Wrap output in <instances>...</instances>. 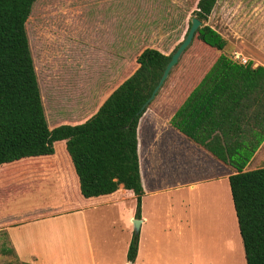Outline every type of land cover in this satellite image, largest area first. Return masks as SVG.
Wrapping results in <instances>:
<instances>
[{
	"label": "trees",
	"instance_id": "trees-1",
	"mask_svg": "<svg viewBox=\"0 0 264 264\" xmlns=\"http://www.w3.org/2000/svg\"><path fill=\"white\" fill-rule=\"evenodd\" d=\"M37 1L0 0V202L56 174L55 143L64 142L81 195L106 197L123 186L134 195L135 218L141 219L145 191L139 126L147 110L156 109L168 93L171 126L231 170L246 263L264 264V167L247 170L264 143V67L224 53L226 39L205 24L219 0L197 1L193 15L203 26L144 110L179 46L170 55L144 48L93 114L53 123L46 115L26 27ZM138 251L136 234L129 262L136 261Z\"/></svg>",
	"mask_w": 264,
	"mask_h": 264
},
{
	"label": "rangeland",
	"instance_id": "rangeland-1",
	"mask_svg": "<svg viewBox=\"0 0 264 264\" xmlns=\"http://www.w3.org/2000/svg\"><path fill=\"white\" fill-rule=\"evenodd\" d=\"M197 1L38 0L26 27L49 122L79 121L93 114L98 106L100 98L90 84L100 71L93 65L97 51L93 43L95 32L90 30L92 26H98V22L101 26L105 21H127L129 26H136L137 43L129 52V63L147 47H157L170 55L186 38ZM263 11L262 0H220L205 24L226 39V55L253 64L264 63ZM119 76L110 75V82L116 81ZM168 96V93L164 94L157 108L147 110L142 118L148 121V117L152 116L157 134L171 121L173 105ZM145 121H142L141 129L142 152L144 164L150 167L158 152L154 154L150 146L147 152L153 125ZM62 143H55V158L59 165L62 160L64 171L75 180L73 163ZM255 161L263 163H252L248 170L264 167V147ZM74 180H71V197L76 199L80 194L85 199ZM229 185V181L214 182L198 185L193 190L184 187L162 191L157 193L158 196H153L155 190L149 193L145 189L141 216L144 208L149 222L143 227V237L153 244L149 245L143 239L147 244L142 250L143 259L150 257L151 262L156 264H247ZM49 195V191L43 194ZM24 201L26 206L36 203L32 196H27ZM136 208L135 198H127L114 205L84 210L97 264L126 262L124 241H132L134 235L140 233L135 230L136 219L130 221L132 216L135 218ZM156 211L168 215L174 224L182 221V237L178 235L179 230L173 227V244L170 247L161 242L156 246L152 240V236L157 238L156 232L161 228ZM152 212H155V217ZM62 227H65V234L55 240L54 254L60 260L70 261L71 254L84 245L82 218L80 222ZM76 228L77 233L74 234ZM9 241L7 235L1 232L0 264H19ZM181 243L185 246H180ZM43 246L47 253H52L51 240L43 242ZM6 249L13 252H3ZM49 259L51 263L55 262L53 258ZM85 264H89L88 259Z\"/></svg>",
	"mask_w": 264,
	"mask_h": 264
},
{
	"label": "crops",
	"instance_id": "crops-1",
	"mask_svg": "<svg viewBox=\"0 0 264 264\" xmlns=\"http://www.w3.org/2000/svg\"><path fill=\"white\" fill-rule=\"evenodd\" d=\"M262 1L264 7V0ZM262 21H264V11ZM117 22L118 21H105V24H101V26L98 22V26L94 25L90 29L92 33L95 32L93 43L97 51L93 65L100 68L99 75L97 74L96 78L92 80L90 84L100 100L104 96L106 90L120 78L119 75L128 68L130 64L129 52H131L137 43V27L129 26L127 21ZM253 53L258 55V53ZM258 66L264 67V63L255 62L253 67L256 68ZM115 74L119 76V78L116 81L110 82V75ZM170 116L172 118L173 113ZM142 121H145V119L141 120L139 126V156L141 157L140 169L144 191L146 189L147 192L152 193V190H155L153 196H158L157 193L162 191L168 192L173 189L184 187L193 190L196 189L198 185L229 181L232 172L228 167L218 162L206 151L185 138L180 132L175 130L171 124L167 125V127H163L157 134L152 116H149L148 121H145V123H152L153 125L151 138L148 140L146 148L147 152H149L150 146L153 153L155 154L158 152V155L154 157V161L152 162L153 167L152 164L150 167H147L144 164L142 152ZM166 133L168 134L167 136H165ZM62 147L65 151L66 145L64 142L62 143ZM263 147L264 143L247 166V170L252 163H263V161H255ZM62 156L63 151L61 159ZM54 159L57 163L55 155ZM72 172L75 180L64 171L61 160L60 165L57 163L56 174L43 181L32 183L26 192L13 194L7 200L0 202V233L2 232L7 235L10 240L9 245L11 244L19 264H71V262H73V264H85L87 259L89 260V264H97L93 245L91 243V236L88 233V227L84 219V210L98 208L103 205H114L127 198H135L131 192L126 191L124 187L121 186L119 191L112 195L92 199H82L78 190V197L73 199L71 197V180L75 181L77 187L79 183L73 168ZM148 180H150V182H148ZM47 191L50 192V195L43 196L44 192ZM145 195L146 191L144 196ZM27 196H32L33 199L36 200V203L26 206L24 204V198ZM12 204L13 206L10 208ZM156 212H158V217L156 218L160 219L161 228L156 232L157 238L152 236V240L156 246L161 242V244L165 243L167 247H170V244H173V233L171 232L173 227L179 230L178 235L182 237V225L180 224L182 221L174 224L173 220H170L168 215L164 216L162 212ZM151 214L153 216L155 212ZM69 217L72 218L69 220ZM80 217L82 218L85 230V237L82 239L84 245L82 248H77L76 251L71 254V262L68 259L60 260L59 257L54 254L56 248L54 242L56 239L64 236L65 232L63 228L65 227L62 226L68 225L71 222H80ZM134 219L136 218L132 216L130 221ZM140 220L141 229L139 230V251L137 259L134 263L129 262L127 259L124 264H156L155 262H151L150 257L143 259V255H141L142 250L147 245L144 243L143 239H145L147 243L149 242L146 237H143V227L149 222V217L144 212V208ZM76 233L77 228L74 230V234ZM47 240H51L52 242V253H47L43 246V242ZM130 241L131 240L124 241L127 254L131 243ZM150 244L153 243L149 242V245ZM183 245L185 246V244L181 243L180 246ZM80 250H83V252L81 253ZM49 258H53L52 261L55 262L51 263Z\"/></svg>",
	"mask_w": 264,
	"mask_h": 264
},
{
	"label": "water",
	"instance_id": "water-1",
	"mask_svg": "<svg viewBox=\"0 0 264 264\" xmlns=\"http://www.w3.org/2000/svg\"><path fill=\"white\" fill-rule=\"evenodd\" d=\"M203 26V22L200 21L198 18L194 17L191 20V26L190 29L187 33L186 38L184 39V41L179 45L178 49L176 50V52L173 54L170 62L168 63L164 74L159 82V84L157 85V87L155 88V90L153 91L150 99L147 101V103L144 105L143 110L149 105V103H151V101H153L157 95V93L160 91V89L163 87L164 83L167 81L171 71L173 70V68L178 64L179 60L181 59L182 55L184 54V52L188 49V47L192 44L195 33ZM134 225H135V230L136 232H139L140 230V226H141V220H134Z\"/></svg>",
	"mask_w": 264,
	"mask_h": 264
},
{
	"label": "built area",
	"instance_id": "built-area-1",
	"mask_svg": "<svg viewBox=\"0 0 264 264\" xmlns=\"http://www.w3.org/2000/svg\"><path fill=\"white\" fill-rule=\"evenodd\" d=\"M238 60V59H237ZM240 61V60H239ZM243 64H246L247 63V61H241Z\"/></svg>",
	"mask_w": 264,
	"mask_h": 264
}]
</instances>
